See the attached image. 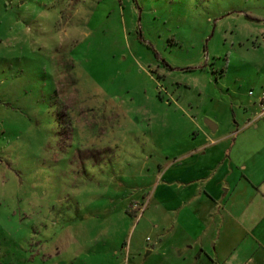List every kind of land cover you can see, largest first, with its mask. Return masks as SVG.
Listing matches in <instances>:
<instances>
[{"label": "rangeland", "instance_id": "rangeland-1", "mask_svg": "<svg viewBox=\"0 0 264 264\" xmlns=\"http://www.w3.org/2000/svg\"><path fill=\"white\" fill-rule=\"evenodd\" d=\"M261 85L264 0H0V264L144 254L177 124Z\"/></svg>", "mask_w": 264, "mask_h": 264}, {"label": "crops", "instance_id": "crops-1", "mask_svg": "<svg viewBox=\"0 0 264 264\" xmlns=\"http://www.w3.org/2000/svg\"><path fill=\"white\" fill-rule=\"evenodd\" d=\"M262 86L231 102L225 117L203 110L202 122L190 115L177 124V152L164 156L153 183L132 201L144 208L132 225L146 232L144 254L119 258L115 250L114 264L127 257V264H264Z\"/></svg>", "mask_w": 264, "mask_h": 264}, {"label": "built area", "instance_id": "built-area-1", "mask_svg": "<svg viewBox=\"0 0 264 264\" xmlns=\"http://www.w3.org/2000/svg\"><path fill=\"white\" fill-rule=\"evenodd\" d=\"M249 94H252V90L249 91ZM258 103H259V111L257 113V115L259 117H262L264 118V86L261 87L260 89V92H259V95H258ZM135 207H138L136 204L134 205ZM143 207L142 208H139V212H142L143 211Z\"/></svg>", "mask_w": 264, "mask_h": 264}, {"label": "water", "instance_id": "water-1", "mask_svg": "<svg viewBox=\"0 0 264 264\" xmlns=\"http://www.w3.org/2000/svg\"><path fill=\"white\" fill-rule=\"evenodd\" d=\"M205 123L207 126H209L210 128L214 129L215 128V124H213V122H211L210 120H205Z\"/></svg>", "mask_w": 264, "mask_h": 264}]
</instances>
